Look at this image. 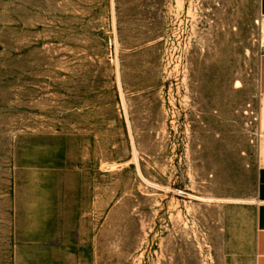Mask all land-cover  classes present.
<instances>
[{
	"label": "rangeland",
	"instance_id": "rangeland-1",
	"mask_svg": "<svg viewBox=\"0 0 264 264\" xmlns=\"http://www.w3.org/2000/svg\"><path fill=\"white\" fill-rule=\"evenodd\" d=\"M262 53L259 0H0V264H253Z\"/></svg>",
	"mask_w": 264,
	"mask_h": 264
},
{
	"label": "crops",
	"instance_id": "crops-1",
	"mask_svg": "<svg viewBox=\"0 0 264 264\" xmlns=\"http://www.w3.org/2000/svg\"><path fill=\"white\" fill-rule=\"evenodd\" d=\"M259 12L264 17V0H259ZM260 131L258 142L257 191L253 202L254 259L253 264H264V53L259 63Z\"/></svg>",
	"mask_w": 264,
	"mask_h": 264
},
{
	"label": "built area",
	"instance_id": "built-area-1",
	"mask_svg": "<svg viewBox=\"0 0 264 264\" xmlns=\"http://www.w3.org/2000/svg\"><path fill=\"white\" fill-rule=\"evenodd\" d=\"M260 17H261V19L263 18V16H261L260 15ZM261 135V131H260V110H259V136Z\"/></svg>",
	"mask_w": 264,
	"mask_h": 264
},
{
	"label": "bare ground",
	"instance_id": "bare-ground-1",
	"mask_svg": "<svg viewBox=\"0 0 264 264\" xmlns=\"http://www.w3.org/2000/svg\"><path fill=\"white\" fill-rule=\"evenodd\" d=\"M237 84H240V81H237ZM235 200V199H234ZM236 200H239V199H236Z\"/></svg>",
	"mask_w": 264,
	"mask_h": 264
}]
</instances>
